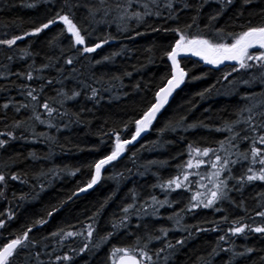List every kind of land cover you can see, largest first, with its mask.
<instances>
[{
    "label": "trees",
    "instance_id": "1",
    "mask_svg": "<svg viewBox=\"0 0 264 264\" xmlns=\"http://www.w3.org/2000/svg\"><path fill=\"white\" fill-rule=\"evenodd\" d=\"M115 2L109 0V3ZM147 2L149 0H140L133 8L143 12L140 4ZM157 2L158 9L151 4L150 8L154 12L160 11L161 16L147 17L145 23L137 25L135 20H119L115 11L107 16L100 12L94 19L89 17L88 8L97 6L99 0H70L74 6L69 14L82 29H86L82 33L86 46L102 44L91 54L77 53L75 47L80 46H72L67 33L57 40L63 28L59 22L39 36H26L11 49L0 46V132L12 131L15 137L0 136V139L7 140L6 145L0 148V173L6 177L0 184V221L4 222V227L0 228V246L21 235L34 221L47 218V211L58 207L59 211L48 218L47 224L42 228L34 227L29 233L30 237L48 245L40 247V259L44 264H111L109 256L113 246H130L137 235L144 234L143 228H136L138 223H147L154 229H169L166 239L149 245V254L156 264H202V259L209 264H264V233L246 229L245 234L226 236L228 242L219 241L229 228L236 226L234 221L264 227V218L256 215L264 211V183L256 181L240 188L235 180H229L232 189L230 201H223L212 209L187 211L192 191L200 184L209 162L215 159L211 153L208 157H200L193 152L190 157L189 146L219 150L220 141L226 140L229 133L217 129L238 118L240 109L247 103L243 96L261 91L259 83L251 87L244 84V80L252 79L253 75L259 76L260 70L255 67L248 72L233 71L224 80L223 76L233 67L216 69L193 57L182 58L180 61L188 77L150 131L103 170L99 183L93 189L72 196L90 180L94 174L93 165L114 150V134L118 133L122 140L134 135V121L147 110L154 101L155 92L170 75L171 62L164 53L170 50L178 37L164 29L184 28L186 24H192L202 0H174L172 11L177 19H166L170 10L164 5L168 0ZM185 3L191 7L184 8ZM28 4L35 6L30 8ZM61 8L69 12L65 0H0V38L24 35L51 19ZM217 13L218 18L210 20ZM249 21L264 23V0H233L231 5L226 0H204L197 23L187 29V33L215 40L218 39L217 30H223L225 42L230 43L232 35L244 30ZM118 25L126 26L127 30H121ZM155 28L160 31H154ZM105 40L108 42L104 43ZM25 50L31 55H25ZM257 50L264 52V49ZM9 55L12 60L7 59ZM67 58H71L73 64H66ZM45 64H51V67L33 73L34 76H43L44 80L27 81L12 74L24 73L29 65L40 69ZM46 79L61 81L46 86L40 93L41 101L48 99L58 112L48 117L44 109L39 108L42 119L46 121L40 124L28 120L30 109H22L18 114L15 107L20 103L31 104L30 98L21 94L19 85L28 84L39 89ZM91 88L98 90L94 99L88 98ZM209 88L211 92H206ZM58 89L68 94L73 90L81 94L61 107ZM5 103L11 104L9 109H3ZM60 112H67V115L61 116ZM14 119H25L28 123L22 128H14ZM49 120L55 127L47 126ZM244 127L237 126L238 129ZM239 148L248 150V143L239 142ZM217 154L225 155L223 151ZM190 158L194 164L197 160L204 163L199 168L189 169L187 161ZM230 167L235 177L245 170L240 164ZM72 172L76 174L71 175ZM182 172L189 174L188 181H183ZM225 174L222 179L228 175ZM12 175L19 179L12 180ZM178 175L187 190L181 188L165 192L161 189V184ZM69 196H72L71 200ZM152 196L161 201L168 199L172 206L159 208L158 218L147 216L138 220L136 215H131L127 228L99 248L90 245L89 251L80 254L84 237L70 238L63 245L44 240L61 227L72 231L84 230L86 224L92 223L89 217L100 210L94 224L96 231L92 240L95 243L99 236L113 231L112 221L124 215L123 207L133 202L137 205L145 201L151 203ZM175 213L183 217L181 225L168 219ZM70 225L75 227L69 228ZM198 227L209 231H197ZM213 228L218 230L212 231ZM156 235H160L159 232ZM177 240L185 242L181 246L176 244ZM166 242H171L175 248L165 249L157 258L155 249ZM218 243L222 248L236 252H244L248 248L253 251L235 259L232 252L220 249H217L218 254L210 255ZM73 248L77 251H71ZM64 254L70 255L72 260H55L57 255Z\"/></svg>",
    "mask_w": 264,
    "mask_h": 264
},
{
    "label": "snow or ice",
    "instance_id": "2",
    "mask_svg": "<svg viewBox=\"0 0 264 264\" xmlns=\"http://www.w3.org/2000/svg\"><path fill=\"white\" fill-rule=\"evenodd\" d=\"M202 0L200 7L196 9L197 16L193 17L192 24H186L184 28L179 26L169 29H164L165 31H171L176 34L178 39L174 41V44L170 47V50L166 51L164 55L167 57L168 61L171 62L170 75L166 78V82L158 88L155 92L154 101L150 104L146 111L143 112V115L134 121L135 123V133L132 135L131 139L121 140L119 134L115 136V145L114 150L111 151V154L107 155L105 158L98 160L94 165V174L91 176L90 180L86 185L79 187L75 192L72 193V196H78L82 192H86L88 189H91L96 185L101 179V170L105 165L111 164L121 157L123 152L126 149L128 144H131L135 141L141 133L148 130L153 121L156 120L157 114L168 104L169 98L173 93L185 83L186 77H188V72L181 67V61L178 57L192 56L198 57L207 65H212L215 68H219L220 65L224 64L226 61L234 62L232 70L229 71L226 75L223 76L224 80H227L229 76L232 75L233 71H245L253 69L254 67L260 70L259 76L253 75L252 79L244 80V84L251 87L254 83H259L261 85V91L259 94L252 92L249 95L243 96L247 103L243 108L240 109L238 118L234 121L227 122L223 128H218L217 131H223L229 133V136L226 140L220 141V148H193L189 146L190 152L189 156H192L194 152L196 156L208 157L211 153L215 159L212 162V168L214 171L211 173L208 179L212 183V188L207 189V185L201 184L200 187L207 189L206 191H197L194 195L191 196L190 204L187 207V211L191 212L196 208L203 207L205 209L215 208L216 205L223 201H230V191L232 190L229 187V180H235L236 185H239L242 188L244 185L259 181L264 183V52L255 55L250 53V49H264V23L253 24L252 21L248 22V25L244 27V30L239 33L232 35V42H225L226 34L223 30H217L218 39H209L203 38L202 36H189L187 29H190L193 24L197 23L198 14L200 8L203 7ZM140 0H116L115 3H109V0H99L97 6L88 8V15L91 18H95L96 15L100 12H103L105 16L110 15L112 11L117 13V18L121 21H131L135 20L137 25L143 24L146 22L147 17L156 16L160 17V11H153L150 8L151 5H155L158 9L159 4L157 0H149L147 3L140 4V7L144 9L143 12L136 11L133 8L134 4H139ZM228 5L233 3V0H226ZM33 4H28L27 7H34ZM74 5L70 3V0H65V7L69 9V12H65L63 8L60 11H57L55 15L48 19L46 22L38 24L33 30L24 33V35H13L11 38H0V46H6L11 49L17 44L18 41L24 40L26 36H39L40 33L44 32L46 29H49L50 26L59 22L63 25L60 33L56 37L58 40L61 36L67 33L70 38V44L75 47L77 53L91 54L94 53L98 48L102 47L101 43H96L94 46H86L85 35L82 34L86 32V29H82L70 15L71 8ZM78 7L79 5H75ZM165 8L169 9V15L166 19H177L178 17L173 14L174 0H168L164 5ZM184 8L191 7L190 4L185 3ZM219 13L210 17V20H216ZM121 27V30L126 31V26L118 25ZM154 31H160L159 28L153 29ZM108 41L105 40L104 43ZM25 55H31L30 52L25 50ZM23 58V57H22ZM8 60H12L11 55L7 56ZM249 61L259 62V63H249ZM100 61H97L99 63ZM65 63L68 65L73 64L71 58H67ZM51 67V64H45L40 69L34 68L32 65H29V68L24 73L13 72V75H16L20 79H26L27 81L33 80H44L43 76H34V72H42L44 69ZM58 71H61L58 69ZM6 78V77H5ZM195 79H200V77H194ZM219 82V81H218ZM54 83H61V81L53 79H46L45 84H41L39 89L36 87H31L28 84H22L18 87L20 88L21 94L25 95L27 98H30L31 104L29 103H20L15 107L16 113H20L21 110H31V115L28 117V120L33 122H38L40 124H45L46 121L42 119L39 108H43L47 113L48 117H52L54 112H58L56 108L49 103L48 99L41 101L40 93H43L46 86H51ZM213 87H215L213 85ZM211 88L206 89V92H211ZM80 92L73 90L71 94L64 92L62 90H57V95L61 98L58 103L61 107L64 106L66 101L74 100L80 96ZM98 94V90L91 88V96L89 99H94ZM198 95L203 96L204 93H199ZM11 106L10 103L3 104V109H9ZM247 113V115H244ZM6 115V114H5ZM59 115H67V112H60ZM259 117V119H257ZM28 120L25 119H14L12 127L22 128L28 123ZM245 125L244 128L238 129V125ZM49 128L55 127L54 124L49 120L47 122ZM243 133V134H242ZM0 136H7L9 138H15L12 131L0 132ZM239 142H247L248 150H241L239 148ZM7 143V140L0 139V148H3ZM235 149V151H233ZM218 151H223L225 155L222 157L217 154ZM232 156H235V159H232ZM203 160H197L196 163H193V159L190 158L187 161V168L191 169L193 167L199 168L203 164ZM240 164L244 168V172L239 176L235 177L232 174L231 166ZM227 173L226 178L221 179L223 174ZM75 175V172L70 173ZM183 181L189 180V174L187 172H182ZM12 180H17L19 177L17 175L11 176ZM6 180V177L3 173H0V184H3ZM233 185V187H236ZM161 189L165 192L177 191L181 188L187 190L184 183H182L180 175L176 176L173 179H170L166 184L160 185ZM239 190V188H237ZM2 195V193H0ZM72 196H69L68 199L71 200ZM133 201L136 197L133 195ZM165 205L172 206L171 202L168 199L158 200L156 196L151 197V203L145 201L144 204L137 205L135 202L128 204L122 208L123 216L119 217L118 220L112 221L113 231L107 232L103 236H99L97 241L93 243V234L96 231L94 224L96 223V217L100 215V210H98L92 217H89V220L92 223L85 225L84 230L72 231L65 229L63 227L59 228L56 231L50 233L49 236L44 237V240L55 241L57 245H63L67 240L74 239L76 237H84L85 242L79 249V253L83 254L86 251L90 250V245L94 248H99L103 244H106L110 238L120 234L121 231L125 230L128 226L131 215H136L138 220H143L147 216L157 217L159 208L164 207ZM103 205L101 206V209ZM151 208L152 211L149 212L148 209ZM220 210V209H216ZM56 211H59L58 207H54L52 210L47 211L46 217H41L40 219L34 221L32 226L27 227L21 235L16 236L15 238L5 241L0 246V264H33V261L36 264H44L40 259V247H47V244H44L42 241L36 240L33 237L29 236V233L33 232L34 227L42 228L47 224L48 218H51ZM257 216L264 218V211H259L256 213ZM12 218L11 215L8 217ZM168 219L173 220L176 225H181L183 217L180 213H175L173 216H170ZM227 218L225 217V220ZM234 225L228 229V232L225 235L219 237V241H226V236L229 234L231 236H239L245 234L246 229L249 232L253 233H264V227L262 226H250L246 223L240 221H234ZM4 227V222L0 221V228ZM74 225H70L69 228H74ZM137 229L143 228L144 234L137 235L135 237L134 244L126 247H117L113 246L110 250L109 259L111 264H156L153 260L152 255L149 254V245L154 241H160L166 239L169 229L163 227L159 229L151 228L147 223H138L136 225ZM180 230V229H177ZM212 231L218 230L217 228L211 229ZM197 231H209L204 228H197ZM156 232H159L160 235H156ZM86 233V234H85ZM131 235V233H126ZM184 240H177V245H183ZM175 245L171 242H166L162 247L155 249V255L158 258L165 249H174ZM33 249L35 251L33 252ZM217 249H220L225 252H232V258L244 256L247 253H251L253 249H245L244 252H236L233 249H224L218 243L216 248H213L210 255L218 254ZM55 251V248L53 249ZM71 251H77L76 249H71ZM168 257H165L167 261ZM56 261H65L69 262L72 260L70 255H57L55 257ZM51 264V262H50ZM202 264H209L208 261L202 259ZM231 264V262H230Z\"/></svg>",
    "mask_w": 264,
    "mask_h": 264
},
{
    "label": "water",
    "instance_id": "3",
    "mask_svg": "<svg viewBox=\"0 0 264 264\" xmlns=\"http://www.w3.org/2000/svg\"><path fill=\"white\" fill-rule=\"evenodd\" d=\"M252 50H254V49H250L249 51H252ZM186 57H192V56H190V55H189V56H184V55H182V56L178 57V59L181 60L182 58H186ZM193 58H195V59H197V60H200L198 57H193ZM206 65H207V64H206ZM208 66L213 67L212 65H208ZM233 66H235V67H239L238 65H235L234 62L226 61L224 64L220 65L219 68H216V69H224V68H227V67H233ZM181 67H182V64H181ZM213 68H215V67H213ZM183 85H184V84H182L181 87H182ZM181 87H180V88H181ZM180 88H179V89H180ZM179 89H177V90L173 93V95L169 98V101L172 99V97L174 96V94H175ZM166 106H167V105H165V107H166ZM165 107H164V108H165ZM164 108L160 111V113L157 114V118H158V116L161 114V112L164 110ZM157 118H156V120H157ZM156 120H155V121H156ZM155 121H153L151 127H150L148 130H146V131H144L143 133H141V135H140L135 141H133L131 144H128V145L126 146V148L129 147V146H131L132 144L136 143V142H137L142 136L146 135V134L150 131V129L152 128V126H153V124L155 123ZM116 134H118V133H116ZM116 134L113 135L114 140H115V136H116ZM130 139H131V138H130ZM130 139H129V140H130ZM121 140H122V139H121ZM125 152H126V149H125V151L123 152V154H124ZM123 154H122V155H123ZM122 155H121V156H122ZM118 159H119V158H118ZM118 159H117V160H118ZM117 160H116V161H117ZM114 162H115V161H114ZM114 162H112V163H114ZM112 163H111V164H112ZM111 164L105 165L104 168H102V170H101V176H102V172H103V170H104L105 168L109 167ZM98 183H99V182H98ZM98 183H97V184H98ZM97 184H96V185H97ZM96 185H94L91 189H93ZM91 189H88L87 191H89V190H91ZM87 191H86V192H87ZM83 193H85V192H82V193H80L79 195H81V194H83Z\"/></svg>",
    "mask_w": 264,
    "mask_h": 264
},
{
    "label": "rangeland",
    "instance_id": "4",
    "mask_svg": "<svg viewBox=\"0 0 264 264\" xmlns=\"http://www.w3.org/2000/svg\"><path fill=\"white\" fill-rule=\"evenodd\" d=\"M260 52H263V51H260V50H255L254 52H250L251 54H255V55H258L260 54ZM249 63H257V62H253V61H249ZM243 125V124H241ZM214 161V160H213ZM209 162L210 165H208V169L207 171L204 173V175L202 176V180L200 181V184H198V187L195 188L192 192H193V195L197 192V191H206L207 189H211L212 188V183L210 182V180L208 179V177H210L211 173L214 171V169L212 168V162ZM223 175H226V174H223ZM222 175V176H223ZM222 179V178H221ZM203 184V185H207V189H204V188H201L200 185ZM217 206V205H216ZM215 206V207H216ZM200 208H203V207H200ZM198 209V208H197Z\"/></svg>",
    "mask_w": 264,
    "mask_h": 264
}]
</instances>
